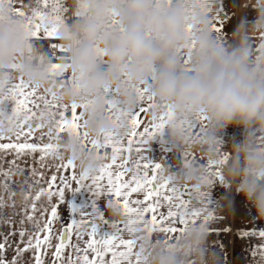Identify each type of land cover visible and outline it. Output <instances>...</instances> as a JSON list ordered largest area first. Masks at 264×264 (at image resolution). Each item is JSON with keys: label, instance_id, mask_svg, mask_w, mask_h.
I'll return each instance as SVG.
<instances>
[{"label": "clouds", "instance_id": "1", "mask_svg": "<svg viewBox=\"0 0 264 264\" xmlns=\"http://www.w3.org/2000/svg\"><path fill=\"white\" fill-rule=\"evenodd\" d=\"M38 3L0 0V100H8L10 82L22 80L38 91H55L61 105H87L84 132L91 141L127 132L123 117L118 127L108 118L106 93L126 117L139 106L136 90L146 88L152 97L149 120L171 117L162 146L200 157L186 167L160 163V180L188 187L201 202L214 184L206 165H215L227 151L223 185L264 221V0H239L227 46L218 43L211 19L222 0H175L171 5L168 0H67L68 18L56 34L67 50L61 63L71 85L63 88L54 83L59 77L52 75L47 50L32 38ZM248 7L255 11L252 20ZM113 20L115 29L109 27ZM6 116L0 117L4 134L12 130ZM199 117L204 131L194 137L187 125ZM37 122L45 132L55 131L47 115ZM229 127L239 128L241 138L226 147L222 136ZM56 145L58 156L72 161L81 175L93 177L105 163L73 136L63 135ZM15 199L24 205L22 195ZM228 207L234 211V201ZM105 211L114 223L125 219L117 206ZM209 236L208 223H196L167 243L147 231L133 238L140 264H221ZM254 264L262 262L258 258Z\"/></svg>", "mask_w": 264, "mask_h": 264}, {"label": "snow or ice", "instance_id": "2", "mask_svg": "<svg viewBox=\"0 0 264 264\" xmlns=\"http://www.w3.org/2000/svg\"><path fill=\"white\" fill-rule=\"evenodd\" d=\"M174 2L168 0L169 5ZM68 12L63 0H39L31 20L33 40L38 45L49 46L46 54L53 77H59L54 81L59 88L71 85L65 75L67 66L62 67L61 63L67 50L56 42V34L66 22ZM211 19L218 43L227 46L223 30L230 18L223 0ZM109 27L115 29V20ZM260 39L264 42V33ZM259 47L258 44L257 50ZM98 57L102 62L103 53L98 51ZM190 60L189 53L183 61L185 69ZM136 92L139 106L126 117L112 94H105L108 118L118 127L123 117L126 134L117 131L90 141L84 132L83 113L87 105H61L53 90L41 92L22 80L10 82L8 100H0V117L7 112L12 128L7 134L0 128V229H6L0 230V264H45L49 255L51 264H140L133 238L137 231L162 236V241L167 243L191 225L217 219L209 207L208 193L197 202L188 187L160 180L161 164L144 153L164 133L171 117L169 114L161 116L159 121L149 120L152 97L146 88ZM45 115L54 121V132L51 129L45 132L44 125L37 122ZM203 121L199 117L188 122L192 136L203 133ZM65 134L75 137L84 151L95 153L105 161L97 175H81L72 161L58 156L56 141ZM7 156L12 159L6 162ZM26 158L31 159V164ZM227 159L228 154H223L215 165H206L213 183L223 184L221 167ZM196 163L193 153L181 155L180 166ZM50 168L52 174L46 179ZM82 190L88 193L86 205L78 207L67 201V192ZM19 192H23L25 203L18 211L15 197ZM134 195L142 198L133 199ZM102 199H106V207L121 209L125 218L120 222L122 227L114 222L109 225L102 211ZM60 206L65 208L63 213L59 212ZM9 208L10 213L6 211ZM243 235L264 238V231H245ZM257 253L264 264V245L252 254L256 257Z\"/></svg>", "mask_w": 264, "mask_h": 264}, {"label": "crops", "instance_id": "3", "mask_svg": "<svg viewBox=\"0 0 264 264\" xmlns=\"http://www.w3.org/2000/svg\"><path fill=\"white\" fill-rule=\"evenodd\" d=\"M226 1L227 0H223L225 6L227 5ZM63 4L65 7H68L67 0H63ZM225 12L227 13V8H225ZM66 18H68V13L66 14ZM224 30L227 32V27H225ZM145 119H147V117ZM165 135L166 132H164L160 137L154 139L151 142L150 148L144 154L146 156L148 155V157L154 161H156V159L165 161L169 159L171 161L174 160L176 162V165L180 166L182 154L173 152L167 146H162L163 137ZM240 138L241 132L239 134L237 133V128L229 127L223 134L222 141L225 146L228 147L231 145V143L239 140ZM45 141H47V137H45ZM193 154L195 155L197 160L200 159L198 154ZM225 154L229 155L230 153L226 151ZM133 158H135V156ZM5 159L6 162L10 161L12 159V156H7ZM26 159L28 160V163L31 164V159ZM52 171L53 170L51 168L48 169L47 175L52 174ZM67 174L71 173L69 172ZM18 194L24 197L23 192H19L17 193V195ZM208 194L209 207L215 212V215L217 217V219L209 221L208 223L210 229L209 241L211 248L220 257L221 264H254V261L258 259V253L256 257H254L252 253L259 246L264 245V243H262V241H264V238H260L258 235L244 236L243 233L245 231H255L257 233L259 231H264V221L258 220L256 218L255 209L252 208L250 204L246 203L241 195L230 192L225 188L223 184H220L218 182L214 183ZM135 198L142 197L134 195L133 199ZM66 199L70 204H72L70 192L66 193ZM230 201H234V211L230 210L228 207ZM21 207L22 206L16 203V208L18 211L21 209ZM6 211L10 213L11 208L6 209ZM70 211L71 209H69V212ZM16 219L19 220V216H17ZM118 223L121 227L123 226L122 223ZM17 227H19V225H17ZM26 227L29 226L26 225ZM0 230L6 231V229ZM154 236H156V234H154ZM159 237L162 238V236ZM125 238H128L127 234H125ZM85 239H87V237H85ZM73 242H75V235L73 236ZM11 255L12 253H8V256ZM28 258V256L25 257L26 260ZM45 264H51V255L45 258Z\"/></svg>", "mask_w": 264, "mask_h": 264}, {"label": "rangeland", "instance_id": "4", "mask_svg": "<svg viewBox=\"0 0 264 264\" xmlns=\"http://www.w3.org/2000/svg\"><path fill=\"white\" fill-rule=\"evenodd\" d=\"M238 2H239V0H227L226 1L227 5L225 6V8H227V15L230 18V20H229V22L227 23V26H226L227 27V32L224 30L223 34L226 35V39H227L228 42L230 41V34H231V32H232V30H233V28H234V26H235V24L237 22V8H236V4ZM247 16H248L249 20H252L254 18V16H255L254 9H252L251 7H248L247 8ZM42 46L46 49L48 47V44H45V45H42ZM256 47H258V43L256 44ZM102 152H103V150H102ZM155 162H159V163L167 162L170 165H176V162L174 160L171 161L170 159L167 160V161L156 159ZM76 172L79 173L77 169H76ZM62 174H64V173H62ZM50 176H51V174H48L46 176V179H50ZM16 179L19 180V177H16ZM73 187H75V184L73 185ZM70 193H71L72 204H74V205H76L78 207H83L84 205H86L88 203V193L86 191L82 190V191H80L78 193H73V192H70ZM101 205H102V211L105 214V218L109 221V225H110L111 223H113V221L109 217L107 212L105 211V209H106V199H102L101 200ZM64 210H65L64 207H59V212L60 213H63ZM106 230L111 231L110 226H106Z\"/></svg>", "mask_w": 264, "mask_h": 264}, {"label": "trees", "instance_id": "5", "mask_svg": "<svg viewBox=\"0 0 264 264\" xmlns=\"http://www.w3.org/2000/svg\"><path fill=\"white\" fill-rule=\"evenodd\" d=\"M56 42H59L57 39H56ZM241 130L239 128H237V133L240 134Z\"/></svg>", "mask_w": 264, "mask_h": 264}, {"label": "built area", "instance_id": "6", "mask_svg": "<svg viewBox=\"0 0 264 264\" xmlns=\"http://www.w3.org/2000/svg\"><path fill=\"white\" fill-rule=\"evenodd\" d=\"M49 47V46H48ZM48 47L46 48V50L48 49Z\"/></svg>", "mask_w": 264, "mask_h": 264}]
</instances>
